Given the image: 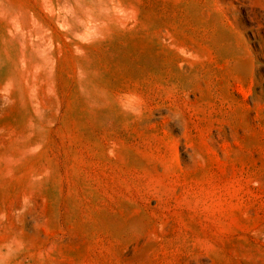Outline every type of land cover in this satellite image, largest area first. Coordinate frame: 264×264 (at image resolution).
<instances>
[{"label": "rangeland", "instance_id": "374dc122", "mask_svg": "<svg viewBox=\"0 0 264 264\" xmlns=\"http://www.w3.org/2000/svg\"><path fill=\"white\" fill-rule=\"evenodd\" d=\"M0 264H264V0H0Z\"/></svg>", "mask_w": 264, "mask_h": 264}]
</instances>
